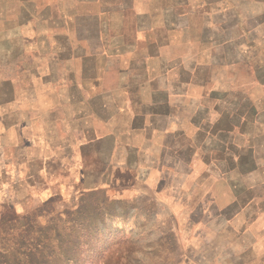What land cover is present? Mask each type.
I'll return each instance as SVG.
<instances>
[{
    "label": "rangeland",
    "instance_id": "1",
    "mask_svg": "<svg viewBox=\"0 0 264 264\" xmlns=\"http://www.w3.org/2000/svg\"><path fill=\"white\" fill-rule=\"evenodd\" d=\"M170 7L177 26L189 14L187 51L200 54L183 63L189 86L196 96L208 83L219 127L234 126L232 134L205 140L210 153L190 149L192 164L173 177L158 180L150 168L151 179L134 187L108 139L85 146L78 131L77 145H47L38 157L2 137L0 187L28 180L31 189L0 218V264H264V0H0V122L11 106L47 109L68 98L58 91L88 97V89L137 86L130 61L149 49L128 45L146 38L135 26ZM107 28L101 48L96 31ZM232 106L237 116L227 117ZM250 114L252 124L240 126ZM198 129L189 125L190 141ZM129 163L140 165L133 155Z\"/></svg>",
    "mask_w": 264,
    "mask_h": 264
},
{
    "label": "crops",
    "instance_id": "2",
    "mask_svg": "<svg viewBox=\"0 0 264 264\" xmlns=\"http://www.w3.org/2000/svg\"><path fill=\"white\" fill-rule=\"evenodd\" d=\"M172 14L175 15L171 7L150 9L148 25L135 26V33L144 31L146 38L136 39L128 45L149 49L148 54L143 58L141 55L138 56L139 61L130 59L133 64L130 68L132 71L130 74H133L131 78L137 86H120L111 90L88 89V97H83L82 92L77 88L64 90V93L58 91L56 93L68 98L58 97L57 102L47 109L39 105L11 106L13 108L10 109V119L0 122V142L4 137L9 141L8 144L20 145L21 151L24 150L25 153H32L35 150L39 157V151L47 149V145L62 143L66 145L73 139L74 144L77 145L78 131L83 133L85 146L103 144L105 139H108L111 147L110 159L118 157L119 160L121 155L120 159L123 161L121 172L129 176L131 184L134 183L133 187L144 181L148 182L147 169H153L154 175L160 180L158 175L164 173L173 177L178 173V168L190 167L194 159L189 155L190 149L195 148L196 154L200 155L210 153L206 150L205 140L214 144L216 137H221V134L231 135L235 127L230 125L228 129H220L221 110L216 103H211L215 100L209 96L212 88L209 92L206 90L205 86L208 83L204 84L203 94L196 96L193 94L188 80L194 77L183 67V63L190 58H200V54L197 52L190 54L187 51V47L193 41L189 36L192 27L188 23L189 14L182 15L186 22L180 26H177L173 18L166 17L173 16ZM107 31L108 28L105 32L96 31L98 46L101 48L108 46L103 40ZM261 38L263 39L264 35ZM202 45L198 44L200 47ZM252 47L253 45L250 46ZM185 48L186 50L181 52L176 51ZM162 49L166 50V55H161ZM109 53L112 54L113 51L110 50ZM101 56L102 59L109 58V56L103 57V54ZM142 63L143 68H141ZM146 64H152L151 68L147 70ZM194 100L196 102H193ZM235 112L236 108L232 106L227 117L237 116ZM19 115H22L21 118ZM243 118L242 121L240 120V126L246 127L248 123L252 124V114ZM190 124L199 127L197 133L201 136L200 139L193 137L194 141L189 140ZM114 127L128 129L129 132L123 138H116L111 131ZM243 133L246 135L245 132ZM219 139L217 146L226 148L227 145ZM190 142L195 145L191 146ZM213 144L214 150L216 148H213ZM228 144L230 148V143ZM2 147L1 142V152ZM3 149L6 151V146ZM131 155L140 161V165L135 169L129 165ZM167 161H173L172 166L168 165ZM25 181L14 187L12 185L9 189L5 186L0 187V218L5 208L17 206L29 199L31 188L26 187L28 180ZM125 182L122 181L119 186L127 187ZM15 188L21 191H13ZM129 191L132 190L125 189V192ZM6 197L9 204L3 202Z\"/></svg>",
    "mask_w": 264,
    "mask_h": 264
}]
</instances>
